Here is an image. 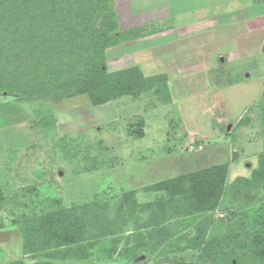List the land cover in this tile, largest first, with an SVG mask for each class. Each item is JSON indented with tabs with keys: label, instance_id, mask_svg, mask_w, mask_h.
I'll use <instances>...</instances> for the list:
<instances>
[{
	"label": "rangeland",
	"instance_id": "obj_1",
	"mask_svg": "<svg viewBox=\"0 0 264 264\" xmlns=\"http://www.w3.org/2000/svg\"><path fill=\"white\" fill-rule=\"evenodd\" d=\"M235 46L213 44L208 59L216 78H242L240 86L216 89L179 76L169 92L168 77L149 67L146 77L155 81L146 91L102 106L86 96L57 103L55 96L5 100L0 92V264H264L228 238L237 207L183 217L170 208L161 224L170 228L167 238L153 233L147 207L159 202V192L148 190L156 183L225 163L231 183L260 166L264 52L241 56ZM223 48L237 51L225 63ZM132 123L142 124L143 138L129 135ZM133 192L141 221L128 220L123 234L77 244L65 258L58 251L24 253L26 221L56 203L81 207L100 198L116 214ZM257 209L245 212L252 218Z\"/></svg>",
	"mask_w": 264,
	"mask_h": 264
},
{
	"label": "trees",
	"instance_id": "obj_2",
	"mask_svg": "<svg viewBox=\"0 0 264 264\" xmlns=\"http://www.w3.org/2000/svg\"><path fill=\"white\" fill-rule=\"evenodd\" d=\"M117 28L113 0H0V92L7 93L5 100L55 96L57 103L87 96L92 106H102L147 90L155 79L139 67L108 71L106 51L121 42ZM142 124L132 123L129 135L143 138ZM259 165L250 177L231 183V166L225 163L154 184L148 190L159 192V202L147 206L153 233L167 238L170 228L161 224L170 208L183 217L237 207L228 238L264 263V154ZM122 198L116 214L100 198L81 207L56 203L26 221L24 253L58 251L65 258L77 244L85 248L86 242L123 234L131 218L140 223L142 208L135 192ZM255 207L258 213L251 218L245 211Z\"/></svg>",
	"mask_w": 264,
	"mask_h": 264
},
{
	"label": "crops",
	"instance_id": "obj_3",
	"mask_svg": "<svg viewBox=\"0 0 264 264\" xmlns=\"http://www.w3.org/2000/svg\"><path fill=\"white\" fill-rule=\"evenodd\" d=\"M113 7L121 42L107 49V67H139L145 76L149 67L156 68L168 77L169 92L179 76L216 89L242 85V78L213 74L208 59L213 44L233 43L241 56L264 52V0H113ZM221 52L222 63L237 53Z\"/></svg>",
	"mask_w": 264,
	"mask_h": 264
}]
</instances>
